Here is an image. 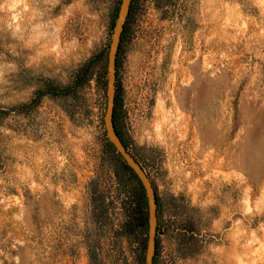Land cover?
<instances>
[{
    "label": "rangeland",
    "instance_id": "1",
    "mask_svg": "<svg viewBox=\"0 0 264 264\" xmlns=\"http://www.w3.org/2000/svg\"><path fill=\"white\" fill-rule=\"evenodd\" d=\"M121 2L0 0V264H145L104 125ZM125 27L116 122L155 264H264V0H135Z\"/></svg>",
    "mask_w": 264,
    "mask_h": 264
},
{
    "label": "water",
    "instance_id": "2",
    "mask_svg": "<svg viewBox=\"0 0 264 264\" xmlns=\"http://www.w3.org/2000/svg\"><path fill=\"white\" fill-rule=\"evenodd\" d=\"M133 0H122L117 18L115 21L111 43L108 51L107 61V88H106V110L104 114V125L107 137L122 157L126 165L137 176L144 188L148 205V234L145 253V264H155L158 234V203L157 196L152 182L137 160L130 154L126 145L118 135L114 124L115 100H116V79H117V57L122 41V35L130 14Z\"/></svg>",
    "mask_w": 264,
    "mask_h": 264
},
{
    "label": "trees",
    "instance_id": "3",
    "mask_svg": "<svg viewBox=\"0 0 264 264\" xmlns=\"http://www.w3.org/2000/svg\"><path fill=\"white\" fill-rule=\"evenodd\" d=\"M134 1L132 2V5H131V10H130V14H129V17H128V20H127V23L126 25L128 24L129 22V19H130V16H131V13H132V10H133V5H134ZM126 28V27H125ZM124 34H125V30L123 32V35H122V41H121V45H122V42H123V38H124ZM121 45H120V48H119V53L121 51ZM119 53H118V56H119ZM118 58V57H117ZM115 112H114V124H115V129L118 133V135L120 136V138L123 140L122 136H121V133L119 131V128L117 126V122H116V114H117V96H116V100H115ZM3 113L0 111V115H2ZM112 148L113 146L111 144H109ZM127 168L129 169V171L132 173V175L138 180L137 176L133 173V171L127 166ZM139 181V180H138ZM160 228L158 229V232H159ZM157 246H158V242H157ZM156 256H157V253H156Z\"/></svg>",
    "mask_w": 264,
    "mask_h": 264
}]
</instances>
